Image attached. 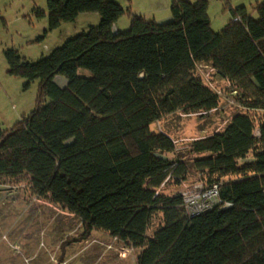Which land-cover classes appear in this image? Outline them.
<instances>
[{"label": "trees", "instance_id": "trees-1", "mask_svg": "<svg viewBox=\"0 0 264 264\" xmlns=\"http://www.w3.org/2000/svg\"><path fill=\"white\" fill-rule=\"evenodd\" d=\"M207 5L171 0L168 22L130 16L114 32L125 14L114 0H46L48 30L86 12L100 20L36 61L4 51L9 75L38 84L33 110L0 129V177L27 178L36 195L79 218L76 240L95 229L139 249L135 264H264V1L256 19L229 8L219 32ZM202 66L236 90L243 111L190 143L204 154L192 161L206 175L200 182L218 184L219 201L189 215L180 192L162 191L185 173L171 160L174 142L150 126L218 108L222 91L198 75ZM154 214L162 222L147 236Z\"/></svg>", "mask_w": 264, "mask_h": 264}, {"label": "rangeland", "instance_id": "rangeland-1", "mask_svg": "<svg viewBox=\"0 0 264 264\" xmlns=\"http://www.w3.org/2000/svg\"><path fill=\"white\" fill-rule=\"evenodd\" d=\"M114 1L125 10V14L112 26L114 32L126 31L130 16H141L157 23L171 20V0ZM263 1L207 0L211 30L219 32L227 25L231 20L229 8L244 7L246 14L256 19L255 4ZM99 20L98 14L86 12L79 14L72 22H65L56 29L48 30L46 0H0L2 131L11 129L21 117L33 110L38 84L34 80L25 88V79L9 75L4 51L13 48L27 61H36L61 46L66 39L96 26ZM197 72L211 87L222 91L218 108L201 114L176 111L150 126L152 131L165 133L172 139L175 151L170 155L171 160L182 163L185 169L181 181H170L162 187L167 195H177L185 185L204 182L206 175L192 165L196 157L204 154L191 153L190 143L194 139L221 131L234 114L243 111L226 83L213 70L202 66ZM80 73L86 74L87 71L80 70ZM54 81L61 87L66 83V79L60 75H56ZM161 222L160 215L154 214L146 235L150 236ZM82 231L79 218L48 198L36 195L27 178L0 177V264H115L109 255L122 242L95 229L85 240H76ZM63 243L66 244L62 245ZM121 252L123 264H135L139 249L123 247Z\"/></svg>", "mask_w": 264, "mask_h": 264}, {"label": "built area", "instance_id": "built-area-1", "mask_svg": "<svg viewBox=\"0 0 264 264\" xmlns=\"http://www.w3.org/2000/svg\"><path fill=\"white\" fill-rule=\"evenodd\" d=\"M215 91L221 95L220 90L215 89ZM230 92L233 95H236L237 93L236 90H232ZM168 178L169 176L166 178V180ZM218 189L219 185L215 183L206 185L201 182H197L190 185H185L180 190V195L182 197V203L187 214L194 215L212 208L219 201ZM121 251L122 248L119 252L120 255L123 254Z\"/></svg>", "mask_w": 264, "mask_h": 264}, {"label": "crops", "instance_id": "crops-1", "mask_svg": "<svg viewBox=\"0 0 264 264\" xmlns=\"http://www.w3.org/2000/svg\"><path fill=\"white\" fill-rule=\"evenodd\" d=\"M77 18V17H76ZM75 18V19H76ZM200 68V67H199ZM63 87V86H62ZM111 244V243H110ZM122 243H120V245H119V247L118 248H116L115 247V249L116 250H113V252L109 255V258L111 259V260H113L114 261V263L115 264H123V258L124 257H122L120 254H119V249L120 248H123V247H125L126 249H127V247L126 246H124L123 244L121 245ZM107 250H109V249H107ZM123 255V254H122Z\"/></svg>", "mask_w": 264, "mask_h": 264}]
</instances>
